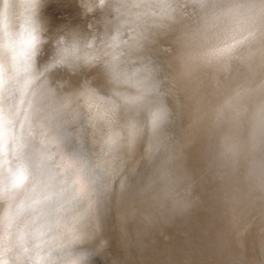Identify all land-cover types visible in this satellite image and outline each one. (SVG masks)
<instances>
[{
    "label": "clouds",
    "instance_id": "9594fccd",
    "mask_svg": "<svg viewBox=\"0 0 264 264\" xmlns=\"http://www.w3.org/2000/svg\"><path fill=\"white\" fill-rule=\"evenodd\" d=\"M0 264H264V0H0Z\"/></svg>",
    "mask_w": 264,
    "mask_h": 264
}]
</instances>
